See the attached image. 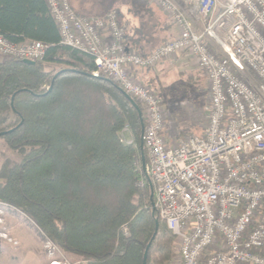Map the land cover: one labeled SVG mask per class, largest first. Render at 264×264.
I'll list each match as a JSON object with an SVG mask.
<instances>
[{
	"label": "built area",
	"instance_id": "obj_1",
	"mask_svg": "<svg viewBox=\"0 0 264 264\" xmlns=\"http://www.w3.org/2000/svg\"><path fill=\"white\" fill-rule=\"evenodd\" d=\"M145 1L175 35L144 55L128 48L117 12L79 15L69 0H44L59 44L89 54L91 75L112 80L139 105L146 161L135 162L137 182L152 183L158 217L174 235L172 264H264V0ZM50 46L0 34L3 60L42 61ZM174 57L206 78L208 106L201 135L173 140L158 94L132 69Z\"/></svg>",
	"mask_w": 264,
	"mask_h": 264
},
{
	"label": "trees",
	"instance_id": "obj_2",
	"mask_svg": "<svg viewBox=\"0 0 264 264\" xmlns=\"http://www.w3.org/2000/svg\"><path fill=\"white\" fill-rule=\"evenodd\" d=\"M126 2L139 19L154 12L145 0ZM0 34L14 43L52 44L34 64L0 61V139L19 157L0 165V203L77 264H142L147 247L146 264L168 263L174 235L152 212L149 186L136 183L140 119L123 91L91 75L89 54L59 44L44 0H0ZM125 124L135 147L119 137Z\"/></svg>",
	"mask_w": 264,
	"mask_h": 264
},
{
	"label": "rangeland",
	"instance_id": "obj_3",
	"mask_svg": "<svg viewBox=\"0 0 264 264\" xmlns=\"http://www.w3.org/2000/svg\"><path fill=\"white\" fill-rule=\"evenodd\" d=\"M97 1V0H95ZM74 9L82 15L93 16L98 15L102 7L100 5H87L86 0H70ZM147 2V1H146ZM179 3L182 0L178 1ZM148 5H151L147 2ZM155 11L161 13V17L156 13L144 14L139 24V28L147 42V48L150 46H158L163 41L171 38L172 30L169 25L167 17L156 7L152 6ZM157 16L159 18H157ZM123 20V19H122ZM121 22V21H120ZM122 23H126L124 20ZM139 26V25H138ZM126 33H129L127 28ZM3 60L2 57H0ZM47 68L58 70L61 66L48 65ZM185 68V67H184ZM178 67L177 70L168 71L162 76V88L158 89V96L166 112L167 132L168 138L176 139L188 134L201 135L203 127L207 123V106H208V83L206 78L195 67L188 66V70L182 71ZM198 77H194V81H187L186 77L189 72H196ZM188 72V73H187ZM193 78V79H194ZM144 83V82H143ZM43 88L48 89V85H43ZM157 91V90H156ZM126 138H133V133L129 124ZM122 139H125L121 136ZM134 139V138H133ZM125 143V141H124ZM7 159L8 161H17L19 157L17 154L8 149L5 142L0 139V165ZM137 185L141 188L136 182ZM147 199V198H146ZM144 198V205L147 201ZM149 205V204H148ZM3 215L7 212L13 216L10 223L5 220L0 224V232L8 233L6 236L10 240L3 241L0 234V264H50L51 261L61 262V264H77L78 258L67 254L57 248L55 245L42 239L39 231L35 225L27 219L20 212H16L13 208L7 205H0ZM11 229L15 233L18 242L9 236ZM12 233V232H11ZM13 234V233H12ZM7 241V242H6ZM25 253V256L23 254ZM27 253V254H26ZM173 256L166 264H172L176 257V251L173 242Z\"/></svg>",
	"mask_w": 264,
	"mask_h": 264
},
{
	"label": "crops",
	"instance_id": "obj_4",
	"mask_svg": "<svg viewBox=\"0 0 264 264\" xmlns=\"http://www.w3.org/2000/svg\"><path fill=\"white\" fill-rule=\"evenodd\" d=\"M179 1V0H177ZM186 0H182L181 4H185ZM86 4L87 5H100V7H102V9L100 10V14H104L107 11H115L118 14L119 20L121 21L120 23L124 26V28L127 30H129V33H126V43L128 48H132L136 51H140V52H147L150 51L153 47L155 46H150V48H147V44H146V40L142 37L144 36L142 33V31L139 29L142 25L139 24V18H135L136 16L133 15V13L129 10V6L126 2V0H86ZM155 11V9H154ZM157 12L156 14L158 16H162L161 13H159V11H155ZM98 14V15H100ZM157 16V18H159ZM126 23H122L123 20ZM142 19V18H141ZM139 25V26H138ZM170 30H172V37L175 35V29L173 26L170 27ZM171 37V38H172ZM1 61V58H0ZM179 68H181L180 70L182 71H186L188 70V65L186 64V62L184 61V59L182 57H174V58H170L167 59L166 61H163L161 63H159L156 67L154 68H150V69H141V68H133L132 69V73L133 75L139 79L140 81L146 83L147 85H149L152 89H154L156 91V93L158 94V89L162 88L161 84L162 83V76L168 72V71H173V70H177ZM185 67V68H184ZM149 83V84H148ZM159 97V96H158ZM10 207V206H8ZM1 209V208H0ZM2 211V209H1ZM16 211V210H15ZM18 212V211H16ZM3 212L0 213V218L3 220H5L7 223H10V221L12 220L13 216L11 215V213L7 212L6 215L2 216ZM2 224V223H0ZM1 231V230H0ZM13 234H12V233ZM4 233V232H1ZM6 235L8 233H5ZM9 236L11 238H14L17 242V238L15 237V233L14 231L11 229ZM3 241H5L6 239L4 237H1ZM7 242V241H6ZM27 254V253H26ZM23 256H25V253L23 254ZM42 264H46L42 263Z\"/></svg>",
	"mask_w": 264,
	"mask_h": 264
},
{
	"label": "water",
	"instance_id": "obj_5",
	"mask_svg": "<svg viewBox=\"0 0 264 264\" xmlns=\"http://www.w3.org/2000/svg\"><path fill=\"white\" fill-rule=\"evenodd\" d=\"M127 50V49H126ZM24 63H27V64H34L35 62L34 61H31V60H23ZM59 74L56 73L55 76H57ZM105 78V77H104ZM107 80H110L108 78H105ZM120 89V88H119ZM121 90V89H120ZM124 95L127 97V99L131 102V104L134 106V108L136 109L137 113H138V116H139V119H140V128H141V131H140V149H141V152H142V165L144 167V164H145V159H144V152H143V144H142V135H143V130H144V122H143V118H142V115H141V111H140V108L138 106V104L134 101V99L132 97H130L128 94H126L124 91H123ZM11 105H12V102H11ZM0 135H2V133H0ZM148 186H149V189H150V201H151V209H152V212L155 213L156 212V209L154 207V203H153V186H152V183L150 181H148ZM158 226H159V222L158 220L156 219L155 220V228H154V234L157 233V230H158ZM153 238V237H152ZM150 244V243H149ZM148 244V246H149ZM148 248V247H147ZM147 248L144 252V256H143V261H142V264H146V260H147Z\"/></svg>",
	"mask_w": 264,
	"mask_h": 264
},
{
	"label": "bare ground",
	"instance_id": "obj_6",
	"mask_svg": "<svg viewBox=\"0 0 264 264\" xmlns=\"http://www.w3.org/2000/svg\"><path fill=\"white\" fill-rule=\"evenodd\" d=\"M124 127H125V126H124ZM122 129H123V128H122ZM125 134H127V131L121 132V134H120V132H119V137H120V136H123L125 139H129V137L126 138ZM120 139H121V138H120Z\"/></svg>",
	"mask_w": 264,
	"mask_h": 264
}]
</instances>
